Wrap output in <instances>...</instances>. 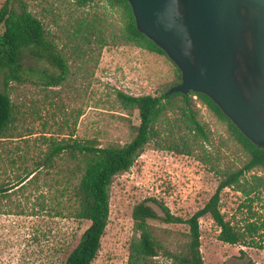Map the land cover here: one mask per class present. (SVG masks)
Returning <instances> with one entry per match:
<instances>
[{"label":"rangeland","instance_id":"obj_1","mask_svg":"<svg viewBox=\"0 0 264 264\" xmlns=\"http://www.w3.org/2000/svg\"><path fill=\"white\" fill-rule=\"evenodd\" d=\"M5 1L0 0V7ZM25 1L65 49L70 71L57 87H46L37 77L11 84L9 92L17 111L8 137L0 140V186L14 184L36 170L50 138L73 136L102 146L126 144L132 138L130 124L140 122L139 112L125 108L117 92L152 94L175 73L167 56L141 48L93 45L76 50L67 35L76 29V20L87 13L109 12L103 2L79 7L76 0ZM201 110L211 125L210 143L200 144L189 156L151 143L129 171L115 177L109 223L93 264H128L129 243L135 234L132 212L142 200H164L175 214L190 217L215 193L219 171L229 162L242 165L244 154L235 153L237 147L230 141L226 126L206 107L201 106ZM68 163L70 159H61L58 168L41 169L37 179L23 189L16 187L11 193L0 194V264H65L89 225L72 217L68 176L59 171ZM252 173L264 175L261 170ZM220 204L226 220L238 228L243 229L250 217L264 223V189L246 196L225 188ZM151 223L159 229L187 230L184 225ZM200 226L205 264H246L249 260L264 264L259 237L256 241L249 237L245 245L221 241L220 228L209 215L201 218ZM158 260L166 261L163 257Z\"/></svg>","mask_w":264,"mask_h":264},{"label":"trees","instance_id":"obj_2","mask_svg":"<svg viewBox=\"0 0 264 264\" xmlns=\"http://www.w3.org/2000/svg\"><path fill=\"white\" fill-rule=\"evenodd\" d=\"M79 7L96 6L103 2L109 8L103 13H87L76 20V29L67 38L76 50L83 47L132 46L150 53L167 54L137 28L128 0H76ZM174 65V78L161 84L152 94L132 95L117 92L122 105L139 112V124H130L132 138L126 144L102 146L95 140L80 141L73 136L50 138L49 148L36 170L27 172L17 182L1 185V193L23 189L37 179L43 168H58L61 159H70L60 172L68 176V193L72 201V217L89 225L77 245L69 252L65 264H93L99 255L102 238L110 218V189L119 174L129 171L146 147L154 143L177 155H193L200 144L210 143L211 125L204 118L201 106L227 128L237 152L244 154L242 165L229 162L219 171V184L205 205L184 218L172 212L164 200L147 198L133 208L135 234L129 243L128 264H205L201 252L200 220L210 216L220 228L219 240L245 245L250 237H259L264 248V223L250 217L244 228L226 220L221 210L222 191L233 188L249 196L264 189V147L255 145L207 95L191 91L170 93L182 82V74ZM43 67L38 71L37 67ZM55 71H52L51 69ZM70 68L65 49L33 14L25 0H6L0 7V140L8 137L16 119V106L9 88L12 83L24 84L37 77L46 87H57L67 79ZM200 105V106H199ZM67 156V157H66ZM237 160V158H236ZM249 175V177H248ZM58 206L62 204L57 202ZM167 226L184 225L187 230L159 229L151 223ZM163 257V263L158 260ZM246 264H257L249 260Z\"/></svg>","mask_w":264,"mask_h":264},{"label":"water","instance_id":"obj_3","mask_svg":"<svg viewBox=\"0 0 264 264\" xmlns=\"http://www.w3.org/2000/svg\"><path fill=\"white\" fill-rule=\"evenodd\" d=\"M137 28L177 65L170 93L209 96L264 147V0H128Z\"/></svg>","mask_w":264,"mask_h":264}]
</instances>
